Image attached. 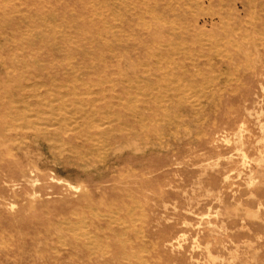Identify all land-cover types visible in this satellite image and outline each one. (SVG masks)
I'll list each match as a JSON object with an SVG mask.
<instances>
[{
  "label": "rangeland",
  "instance_id": "1",
  "mask_svg": "<svg viewBox=\"0 0 264 264\" xmlns=\"http://www.w3.org/2000/svg\"><path fill=\"white\" fill-rule=\"evenodd\" d=\"M0 264H264V0H0Z\"/></svg>",
  "mask_w": 264,
  "mask_h": 264
},
{
  "label": "bare ground",
  "instance_id": "2",
  "mask_svg": "<svg viewBox=\"0 0 264 264\" xmlns=\"http://www.w3.org/2000/svg\"><path fill=\"white\" fill-rule=\"evenodd\" d=\"M114 1V0H113ZM209 1V0H208ZM179 2V1H178ZM93 8V7H92ZM106 9V8H105ZM100 12V11H99ZM229 21V20H228ZM29 24V23H28ZM51 24V23H50ZM245 24V23H244ZM104 25V24H103ZM30 29V28H29ZM114 29V28H113ZM199 30V29H198ZM234 30V29H233ZM124 31V30H123ZM239 31V30H238ZM226 33V32H225ZM243 36V35H242ZM130 37V36H129ZM11 38V37H10ZM91 40V39H90ZM263 41V40H262ZM227 45V44H226ZM162 47V46H161ZM218 47V46H217ZM221 52V51H220ZM101 56V55H100ZM227 57V56H226ZM140 62V61H139ZM143 67V66H142ZM145 73V72H144ZM146 74V73H145ZM72 75V74H71ZM73 76V75H72ZM68 82V81H67ZM76 83V82H75ZM108 83V82H107ZM131 88V87H130ZM137 89V88H136ZM157 89V88H156ZM138 90V89H137ZM91 93H93V92H91ZM164 93H165V91H164ZM182 95V94H181ZM61 96V95H60ZM87 97V96H86ZM22 99V98H21ZM162 100H165V99H162ZM42 101V100H41ZM161 101V100H160ZM159 101V102H160ZM15 102V101H14ZM158 102V101H157ZM163 102V101H162ZM16 103V102H15ZM93 103V102H92ZM166 103H167V101H166ZM158 104V103H157ZM160 104V103H159ZM90 105V104H89ZM83 106V105H82ZM81 106V107H82ZM195 106V105H194ZM193 106V107H194ZM200 106V105H199ZM20 107V106H19ZM89 107V106H88ZM111 108V107H110ZM13 109V108H12ZM74 110V109H73ZM88 110V109H87ZM12 112V111H11ZM47 112V111H46ZM90 112V111H89ZM68 113V112H67ZM78 113V112H77ZM112 114V113H111ZM108 115V114H107ZM58 116V115H57ZM129 116V115H128ZM33 117V116H32ZM31 117V118H32ZM82 116H80V118H81ZM10 118V117H9ZM67 118V117H66ZM56 119V118H55ZM62 119V118H61ZM160 119V118H159ZM24 120V119H23ZM66 120V119H65ZM143 120H145V119H143ZM28 121V120H27ZM92 121V120H91ZM36 122V121H35ZM152 122V121H151ZM111 123V122H110ZM122 124V123H121ZM85 125V124H84ZM88 125V124H87ZM97 125V124H96ZM123 125V124H122ZM24 126V125H23ZM43 126V125H42ZM66 126H68V125H66ZM51 127V126H50ZM70 127H71V125H70ZM90 127V126H89ZM128 128V127H127ZM44 129V128H43ZM62 130V129H61ZM121 130V129H120ZM123 130V129H122ZM246 130V129H245ZM124 131V130H123ZM47 132V131H46ZM68 133V132H67ZM49 134V133H48ZM104 134V133H103ZM106 136V135H105ZM37 137V136H36ZM138 137V136H137ZM46 138V137H45ZM54 138V137H53ZM91 139V138H90ZM52 140V139H51ZM56 140V139H55ZM60 142V141H59ZM106 148V147H105ZM104 148V149H105ZM72 149V148H71ZM69 150V149H68ZM238 152V151H237ZM242 152V151H241ZM249 166V165H248ZM225 181V180H224ZM132 199V198H131ZM119 210V209H118ZM129 214V213H128ZM133 223V222H132ZM121 233V232H120ZM125 233V232H124ZM99 240V239H98ZM105 241V240H104ZM66 246V245H65ZM142 246V245H141ZM95 247V246H94ZM95 251V250H94ZM101 252V251H100ZM145 252V251H144ZM212 256V255H211ZM210 256V257H211Z\"/></svg>",
  "mask_w": 264,
  "mask_h": 264
}]
</instances>
